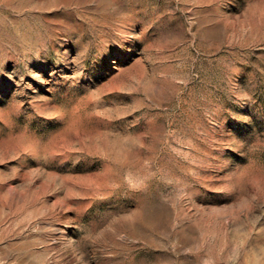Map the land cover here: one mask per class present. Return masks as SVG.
Listing matches in <instances>:
<instances>
[{
  "label": "rangeland",
  "instance_id": "rangeland-1",
  "mask_svg": "<svg viewBox=\"0 0 264 264\" xmlns=\"http://www.w3.org/2000/svg\"><path fill=\"white\" fill-rule=\"evenodd\" d=\"M0 264H264V0H0Z\"/></svg>",
  "mask_w": 264,
  "mask_h": 264
}]
</instances>
